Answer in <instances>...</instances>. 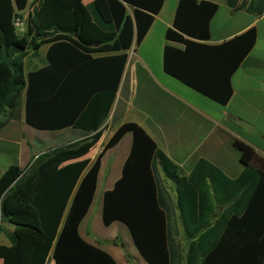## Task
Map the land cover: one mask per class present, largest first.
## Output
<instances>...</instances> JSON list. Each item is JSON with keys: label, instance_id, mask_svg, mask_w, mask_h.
Listing matches in <instances>:
<instances>
[{"label": "trees", "instance_id": "1", "mask_svg": "<svg viewBox=\"0 0 264 264\" xmlns=\"http://www.w3.org/2000/svg\"><path fill=\"white\" fill-rule=\"evenodd\" d=\"M164 0H0V130L18 120L39 131L78 130L82 140L37 156L26 170L12 164L0 175V226L9 223V246L0 245L8 264H25L26 242H34L27 264H116L83 240L78 227L95 193L102 156L125 134L129 154L120 178L101 197L103 226L127 228L147 264H264V158L234 140L242 166L231 179L200 161L187 178L135 123L120 125L93 158L66 164L48 177L65 152L93 141L113 105L112 124L123 112L117 92L127 53L138 46ZM217 5L178 0L172 26L165 31V74L224 106L232 95L231 76L255 42V30L218 45L209 23ZM48 44L46 65L24 73V59ZM110 54L102 57L95 54ZM45 169V170H44ZM46 177V178H45ZM42 184L40 182L42 179ZM168 180L174 195L164 186ZM188 244L182 248L180 230Z\"/></svg>", "mask_w": 264, "mask_h": 264}, {"label": "crops", "instance_id": "2", "mask_svg": "<svg viewBox=\"0 0 264 264\" xmlns=\"http://www.w3.org/2000/svg\"><path fill=\"white\" fill-rule=\"evenodd\" d=\"M82 1L83 4L88 5L93 0ZM206 1L217 5L216 12L209 23L211 37L205 42L206 44L218 45L250 28L255 30L253 47L231 76L232 95L228 103L224 106L218 105L163 71L162 53L166 43L165 31L172 26L178 2V0H164L161 10L154 15L153 23L142 42L135 46L134 39L131 48L126 51L127 61L117 92V99L121 97L124 104L122 115L116 123L112 124L114 104L107 120L95 132L94 137L97 139L90 159L101 151L120 125L128 122L140 126L154 141L158 150L178 168L180 175L185 178L200 161L210 163L228 178H237L242 172V166L238 151L234 147V140L250 146L264 158V0ZM243 1V7L239 8ZM32 7V0H28L27 7L23 11L25 17ZM48 47V44L41 46L38 51V54H42L41 57L38 54L27 55L37 57L35 60L38 62L37 67L28 69L27 72L46 65L45 56ZM112 54L114 53H100L94 56L102 57ZM27 72L24 71V73ZM20 111L18 120H11L0 130V154L12 156L13 163L22 170H26L37 156L49 149L92 135H84L72 128L54 132L40 131L45 134L38 140L40 144L37 143L38 146L35 147L33 139L21 138L19 135L20 131L26 130L28 126L24 122L23 104ZM235 120L246 122L249 128L236 125ZM130 146L131 135L125 134L117 145L102 156L93 201L80 222L78 231L83 240L102 249L113 258L116 264H147L137 252L125 225L114 222L107 226L108 229H113L114 236L103 235L104 232L100 227L102 194L111 189L120 178ZM86 158L87 156L83 154L65 152L55 160L46 177L66 164ZM8 166L2 167L0 162V175ZM163 182L167 191L173 194L172 185L165 184L164 180ZM100 184L103 185V190L97 210L92 214L91 209ZM13 229L9 223L1 224L0 245H10L9 235L12 234ZM179 230L180 236L176 240L184 248L188 241L184 238L181 229ZM119 234H122L126 247L118 240ZM34 244V242L25 243V264ZM0 264L8 263L0 256ZM46 264H55L51 253L47 257Z\"/></svg>", "mask_w": 264, "mask_h": 264}, {"label": "rangeland", "instance_id": "3", "mask_svg": "<svg viewBox=\"0 0 264 264\" xmlns=\"http://www.w3.org/2000/svg\"><path fill=\"white\" fill-rule=\"evenodd\" d=\"M38 55H39V57H41L42 54H38ZM36 58H33L31 56H27L25 58V62H26L25 69H24L25 72H27L28 69H31L33 67H37L38 62H37V60H35ZM26 128H27L26 130L22 129L20 131V133H19L20 137L21 138L23 137L25 139H33L35 141V145L34 146L35 147L38 146V144H37V143H39L38 140L41 139L44 136L45 133L33 130V129L29 128L28 126H26ZM93 143H94L93 141L85 143V145H83L82 147H80L78 149H75L73 152L76 153V154H83L84 156H87V158H91V156H92L91 153H92V151L94 149L93 147L95 145ZM0 162H1V166L2 167L14 164L13 161H12V156H10V155L7 156L5 154H0ZM164 181H165V184H170V186L172 185V183L170 181H168L166 179ZM171 188H172L171 191H172V193L174 195V187H173V185H172ZM102 190H103V185L100 184L98 186V188H97V192H96V195H95V200H94V203H93V206H92V209H91V213L92 214H94L95 211L97 210V206L99 205V199H100V195H101ZM100 227H101V229L104 232L103 235L114 236L115 233H113V229L112 228L108 229L107 227L103 226L101 222H100ZM1 231H2V229H1ZM181 231H182V234H183V230L182 229H181ZM118 236L119 237H117V238L120 241V243L125 245V242L123 241L122 234H119ZM125 247H126V245H125Z\"/></svg>", "mask_w": 264, "mask_h": 264}, {"label": "built area", "instance_id": "4", "mask_svg": "<svg viewBox=\"0 0 264 264\" xmlns=\"http://www.w3.org/2000/svg\"><path fill=\"white\" fill-rule=\"evenodd\" d=\"M25 18H16L14 20V26L18 33H24L25 31Z\"/></svg>", "mask_w": 264, "mask_h": 264}, {"label": "water", "instance_id": "5", "mask_svg": "<svg viewBox=\"0 0 264 264\" xmlns=\"http://www.w3.org/2000/svg\"><path fill=\"white\" fill-rule=\"evenodd\" d=\"M243 5H244V1L241 3V5H240L239 8H242ZM234 123H235L236 125L240 126V127H247V128H249V125H248L246 122H244V121H241V120H235Z\"/></svg>", "mask_w": 264, "mask_h": 264}]
</instances>
